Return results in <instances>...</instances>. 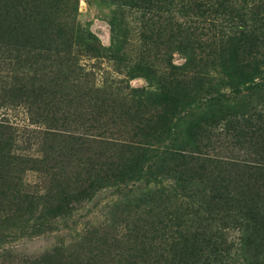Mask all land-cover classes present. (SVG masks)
<instances>
[{"label": "rangeland", "instance_id": "374dc122", "mask_svg": "<svg viewBox=\"0 0 264 264\" xmlns=\"http://www.w3.org/2000/svg\"><path fill=\"white\" fill-rule=\"evenodd\" d=\"M192 5L0 0V264H202L216 250L217 264H246L249 236L264 264L262 146L220 128L184 133L209 97L174 93ZM190 70L230 93L214 59ZM176 148L186 157L161 166ZM131 164L143 172L121 176Z\"/></svg>", "mask_w": 264, "mask_h": 264}, {"label": "trees", "instance_id": "16d2710c", "mask_svg": "<svg viewBox=\"0 0 264 264\" xmlns=\"http://www.w3.org/2000/svg\"><path fill=\"white\" fill-rule=\"evenodd\" d=\"M246 1L245 6L241 8L240 4L230 0H192L193 20L189 33L190 39L185 38V27L178 24L177 28L178 48L187 52L189 59L185 64L173 67L179 78L175 83L174 93L179 99L185 100L190 99L192 94L204 90L206 93L209 92L206 103L192 110L188 116L184 127L186 137H199L205 127L220 128L222 131H233L237 138H244L245 143L251 144L250 141L258 143L264 150V77L262 75L264 71L262 69L264 67V0ZM239 11L245 13L233 16ZM221 15L233 16V19H229L230 22L226 24L212 18ZM238 16L240 17L237 23L234 19ZM207 25L210 27L207 28ZM185 43L187 47L184 46ZM196 57H207L217 61L220 75L229 80L230 93L217 91V88L221 86L220 80L210 73L190 70L192 59L194 62ZM212 89L216 92L210 93L209 90ZM166 121L167 116L164 115L159 119L158 124L165 125ZM158 131L161 132V130ZM258 156L261 161L259 163L264 165V153L261 152ZM185 157L181 149L176 148L172 152L161 155L158 163L166 166L168 162H177ZM140 172H143V169L139 165L131 164L125 167L120 175L133 176ZM62 207V203H58L53 216L62 214V212L58 213ZM255 212L249 210L242 215V218L250 222L251 226L256 222V217L251 216L258 214ZM243 246L242 252L245 256H249L244 260L246 264H257L252 260H256L261 252L257 251L250 236L245 239ZM223 252L222 250L209 252L202 264L221 263V259L225 257L222 255Z\"/></svg>", "mask_w": 264, "mask_h": 264}]
</instances>
